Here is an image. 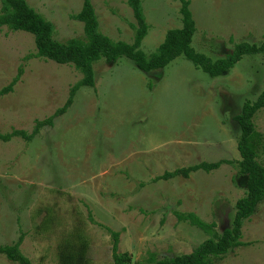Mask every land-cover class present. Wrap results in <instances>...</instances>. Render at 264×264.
Segmentation results:
<instances>
[{
  "label": "rangeland",
  "instance_id": "rangeland-1",
  "mask_svg": "<svg viewBox=\"0 0 264 264\" xmlns=\"http://www.w3.org/2000/svg\"><path fill=\"white\" fill-rule=\"evenodd\" d=\"M197 31L193 46L216 59L241 41H264V0H190ZM55 25V39L84 38L73 18L84 0H27ZM100 30L131 42L136 20L128 0H92ZM149 32L141 49L153 53L169 29L182 27L181 0H143ZM1 7V6H0ZM34 36L0 30V89L22 66L14 91L0 96V132L31 133L37 120L67 101L82 74L71 64L42 58ZM95 86L82 87L52 126L27 141L0 140V246L23 235L20 250L33 264H60L59 246L73 232L88 240L91 264H156L187 254L209 235L178 213H195L222 232L232 225L247 176L239 170L241 128L235 120L245 102L264 90V56H244L231 70L211 77L178 57L166 68L144 72L132 61L101 59ZM261 135L257 160L264 165V108L253 117ZM222 163L172 179L166 171ZM243 245L216 264H264V200L242 227ZM0 264H18L0 254Z\"/></svg>",
  "mask_w": 264,
  "mask_h": 264
},
{
  "label": "trees",
  "instance_id": "trees-1",
  "mask_svg": "<svg viewBox=\"0 0 264 264\" xmlns=\"http://www.w3.org/2000/svg\"><path fill=\"white\" fill-rule=\"evenodd\" d=\"M182 27L169 29L163 42L157 49L146 54L141 45L149 32V24L143 8V0H128L134 18V37L131 42L114 40L100 30V23L92 0H84L83 7L74 19L83 23L84 38H72L67 41L55 39V25L37 12L27 0H0V30L7 27L11 30H21L34 36L36 52L26 57L52 60L59 64H71L81 74L82 78L70 90L66 103L56 112L45 118L37 120L31 133L25 130L14 129L9 133L0 132V140L8 142L14 137H22L32 141L45 125L52 126L56 117L64 115L74 103L77 92L82 87H94V64L103 59L107 63H115L121 58L129 59L134 65L144 72L158 71L166 68L174 59L183 57L192 64L210 75L218 77L231 70L244 56L263 55L264 41L236 43L233 49L225 56L212 58L199 52L193 46V37L197 31L196 21L190 9V0H181ZM24 68H19L13 81L0 89V96H5L14 91V86L20 80ZM264 108V90L254 101L245 102L241 112L235 116L241 128L238 141L240 160L237 161L239 170L247 176L245 195L236 203V212L232 225L221 233L216 230L215 223L203 221L195 213H178V218L188 221L193 226L204 230L209 237L187 254L164 257L156 264H216L230 251L243 245L242 227L256 211L257 205L264 200V165L258 160V149L261 144V135L255 129L253 117ZM222 163H233L229 160L217 162L203 161L196 165L176 168L166 171L156 179H172L183 176L188 178L190 173L204 170L206 172L218 169ZM24 233L18 242L13 245L0 246V254L18 264H33L20 250ZM114 237L113 260L114 264H126L124 255L117 252L119 234L112 232ZM89 243L81 231L73 232L63 239L59 246L60 264H91L88 257Z\"/></svg>",
  "mask_w": 264,
  "mask_h": 264
},
{
  "label": "crops",
  "instance_id": "crops-1",
  "mask_svg": "<svg viewBox=\"0 0 264 264\" xmlns=\"http://www.w3.org/2000/svg\"><path fill=\"white\" fill-rule=\"evenodd\" d=\"M12 140V139H11ZM9 142V141H8Z\"/></svg>",
  "mask_w": 264,
  "mask_h": 264
}]
</instances>
